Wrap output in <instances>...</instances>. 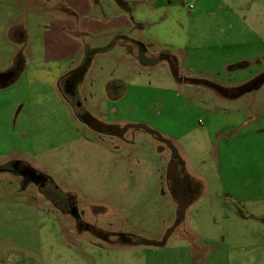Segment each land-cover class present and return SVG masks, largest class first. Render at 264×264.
<instances>
[{"label":"rangeland","instance_id":"374dc122","mask_svg":"<svg viewBox=\"0 0 264 264\" xmlns=\"http://www.w3.org/2000/svg\"><path fill=\"white\" fill-rule=\"evenodd\" d=\"M20 2L0 0V73L16 75L0 87V264H264V155L239 177L221 151L242 118L264 122V81L255 103L229 102L172 71L160 52L199 27L187 0L177 26L86 36L62 68L10 38Z\"/></svg>","mask_w":264,"mask_h":264},{"label":"crops","instance_id":"0c3cea01","mask_svg":"<svg viewBox=\"0 0 264 264\" xmlns=\"http://www.w3.org/2000/svg\"><path fill=\"white\" fill-rule=\"evenodd\" d=\"M21 1L17 3L22 9L20 17L17 16L9 23H17L12 27L15 28V34L10 37L8 33L7 36L25 52L32 49L35 39L42 54L41 60L55 64L57 68L63 67L61 62L72 60L83 53V39L86 36L91 37L98 32L112 29L117 40L125 37L129 39L128 28L140 29L144 26V19L151 21L154 15H158V28L163 33V29L177 26L184 18L181 13L184 0ZM199 2V8L194 3L192 8L187 5L189 13L194 8L195 11L190 16H185L191 23H196L203 29L196 27L180 36L176 43L182 47L183 38L184 48H178L181 50L180 54L166 47L164 49L167 51L160 53L167 61L168 58L174 61L178 74L182 67L185 76L207 79L206 85L222 89V96L229 102H241L251 94L249 100L255 103L256 91L264 81V9L256 0H212L214 8L211 10H208V0ZM13 5L18 8L16 3ZM111 11L112 13H109ZM126 31L127 34L124 33ZM172 34L170 37L175 36V32ZM175 39L176 37L172 40ZM136 53H139L147 64L145 57L148 51L138 52L136 49ZM221 72L228 74L226 80L219 75ZM0 74V87L9 84L16 76H5L2 72ZM239 111L227 113L228 119L232 120L237 113V118L241 117L243 113ZM260 117L264 118V114ZM254 118L256 116L252 114L251 119ZM248 121V118H242L240 125L230 129L226 135L227 141L222 143L221 149L223 157L227 148H230V154H235L223 167L234 164V170L239 177L244 175L243 167H253L252 160L264 155L262 142L260 147L253 146L255 138L264 135V122L259 128L250 129L247 127ZM199 123H202L201 118ZM243 130L250 132L245 135L242 145ZM228 175L229 173L224 175V188L234 192ZM243 182L246 186L247 182ZM247 192L250 193L248 197H252L256 188L251 187Z\"/></svg>","mask_w":264,"mask_h":264},{"label":"water","instance_id":"95a60500","mask_svg":"<svg viewBox=\"0 0 264 264\" xmlns=\"http://www.w3.org/2000/svg\"><path fill=\"white\" fill-rule=\"evenodd\" d=\"M168 61H169L170 65H171L172 71L176 74L177 73V67H176L174 61L171 60L170 58H168ZM182 78H183L184 81H194V82H198V81L202 82L203 81L205 83H207V81H208L207 79H203V78H199V77L183 76Z\"/></svg>","mask_w":264,"mask_h":264},{"label":"built area","instance_id":"2783aa9c","mask_svg":"<svg viewBox=\"0 0 264 264\" xmlns=\"http://www.w3.org/2000/svg\"><path fill=\"white\" fill-rule=\"evenodd\" d=\"M187 5H188V7H189V8H192V6H193V3H192V2H188V4H187Z\"/></svg>","mask_w":264,"mask_h":264},{"label":"flooded vegetation","instance_id":"af4514ba","mask_svg":"<svg viewBox=\"0 0 264 264\" xmlns=\"http://www.w3.org/2000/svg\"><path fill=\"white\" fill-rule=\"evenodd\" d=\"M2 76V74H0Z\"/></svg>","mask_w":264,"mask_h":264}]
</instances>
